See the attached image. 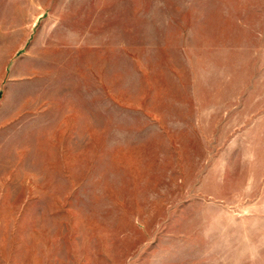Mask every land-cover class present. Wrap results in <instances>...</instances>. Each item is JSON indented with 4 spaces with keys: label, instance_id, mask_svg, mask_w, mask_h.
Listing matches in <instances>:
<instances>
[{
    "label": "rangeland",
    "instance_id": "374dc122",
    "mask_svg": "<svg viewBox=\"0 0 264 264\" xmlns=\"http://www.w3.org/2000/svg\"><path fill=\"white\" fill-rule=\"evenodd\" d=\"M0 264H264V0H0Z\"/></svg>",
    "mask_w": 264,
    "mask_h": 264
}]
</instances>
